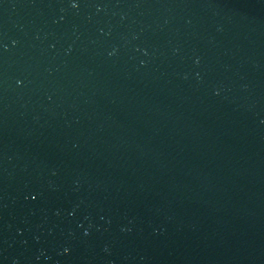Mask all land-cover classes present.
<instances>
[{
  "label": "water",
  "instance_id": "obj_1",
  "mask_svg": "<svg viewBox=\"0 0 264 264\" xmlns=\"http://www.w3.org/2000/svg\"><path fill=\"white\" fill-rule=\"evenodd\" d=\"M0 264H264V0H0Z\"/></svg>",
  "mask_w": 264,
  "mask_h": 264
},
{
  "label": "snow or ice",
  "instance_id": "obj_2",
  "mask_svg": "<svg viewBox=\"0 0 264 264\" xmlns=\"http://www.w3.org/2000/svg\"><path fill=\"white\" fill-rule=\"evenodd\" d=\"M74 5L76 4V0H73Z\"/></svg>",
  "mask_w": 264,
  "mask_h": 264
}]
</instances>
